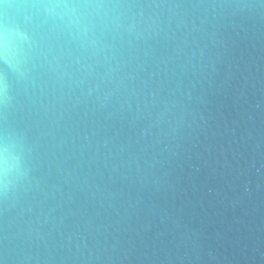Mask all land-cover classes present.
Masks as SVG:
<instances>
[{
  "label": "water",
  "instance_id": "water-1",
  "mask_svg": "<svg viewBox=\"0 0 264 264\" xmlns=\"http://www.w3.org/2000/svg\"><path fill=\"white\" fill-rule=\"evenodd\" d=\"M0 264H264V0H0Z\"/></svg>",
  "mask_w": 264,
  "mask_h": 264
}]
</instances>
